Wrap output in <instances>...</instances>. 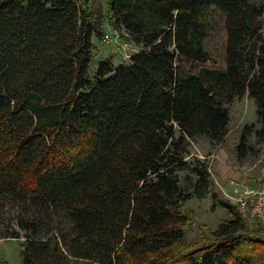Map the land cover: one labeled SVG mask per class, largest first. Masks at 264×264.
<instances>
[{
  "label": "trees",
  "instance_id": "obj_1",
  "mask_svg": "<svg viewBox=\"0 0 264 264\" xmlns=\"http://www.w3.org/2000/svg\"><path fill=\"white\" fill-rule=\"evenodd\" d=\"M94 1L0 0V239L24 233L23 264H264V228L215 195L230 220L203 228L196 249L182 243L186 204L211 183L205 161H183L189 141L222 144L228 106L245 95L260 128H243L238 159L252 135L264 141V0H106V13ZM213 10L224 70L182 75L177 60H209ZM105 26L140 51L125 65L101 60L90 80Z\"/></svg>",
  "mask_w": 264,
  "mask_h": 264
},
{
  "label": "rangeland",
  "instance_id": "obj_2",
  "mask_svg": "<svg viewBox=\"0 0 264 264\" xmlns=\"http://www.w3.org/2000/svg\"><path fill=\"white\" fill-rule=\"evenodd\" d=\"M248 1L260 4L263 0ZM94 4L100 6L106 13V0H95ZM109 31L110 27L105 26V34ZM91 43V58L87 70L90 80H93L101 60L110 59L114 66L125 65L132 55L140 51L139 47L128 40L123 31L119 32V39L114 46H104L94 37ZM224 44V17L213 10L208 35L204 41V48L209 56L208 62L201 64L177 60L180 73L182 75L196 74L201 68L224 70ZM228 110V134L224 142L220 145H210L206 139L196 138L189 141L187 154L183 156V161L188 165H192L195 160L205 161L211 177L208 192L201 197L193 196L185 207L194 220V224L183 231L182 243L188 249H196L208 242L206 231L213 232L220 223L229 221L231 218L225 210L213 206V195L219 200L227 201L238 210L235 204L236 198L245 191H258L259 187L264 188V141H258L252 135L249 140L252 150L244 159H238L235 149L245 126L254 125V130L260 128L255 104L245 95L233 101L228 106ZM176 175L183 192L192 193L195 180L190 168L177 170ZM12 212H15L13 208ZM246 223L251 231L258 227L264 228V223L257 221L246 220ZM11 226L18 230L15 224ZM60 228L65 235L70 236L71 230L66 220L61 221ZM23 241L24 233L22 232H20L19 240L0 239V259L6 264H23L20 252V243Z\"/></svg>",
  "mask_w": 264,
  "mask_h": 264
},
{
  "label": "built area",
  "instance_id": "obj_3",
  "mask_svg": "<svg viewBox=\"0 0 264 264\" xmlns=\"http://www.w3.org/2000/svg\"><path fill=\"white\" fill-rule=\"evenodd\" d=\"M118 39V30L111 28L109 33L104 35L102 45L114 46ZM235 202L245 221L264 223V188L259 187L258 191H245L240 197L236 198Z\"/></svg>",
  "mask_w": 264,
  "mask_h": 264
}]
</instances>
